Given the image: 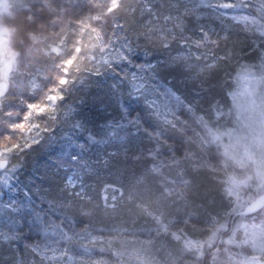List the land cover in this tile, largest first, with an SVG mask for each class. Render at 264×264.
I'll return each instance as SVG.
<instances>
[{"label":"snow or ice","instance_id":"6c2138e0","mask_svg":"<svg viewBox=\"0 0 264 264\" xmlns=\"http://www.w3.org/2000/svg\"><path fill=\"white\" fill-rule=\"evenodd\" d=\"M213 6L227 9L235 5L224 2ZM119 10V0H112L106 12L111 15ZM258 12L264 13V0H258ZM95 19L99 20L100 17ZM233 19L238 21L236 17ZM252 19L254 23H260ZM81 27L95 34L99 40L98 28L90 23ZM258 31L264 37V23H260ZM200 32V38H193L185 32L183 23H177L175 29L167 31L163 28L159 31L149 29L145 38L154 39L162 48H170L171 42L178 38L182 47H188L189 43L196 48L220 45L221 38L213 39L203 29ZM230 39L228 35L222 37L225 44ZM125 47L128 53L133 51L130 46ZM82 51V48L77 49L78 53ZM228 52L232 55L234 49ZM78 59L79 56H76L66 63L73 67ZM185 61L184 57L174 58L171 66ZM104 62L109 63L107 59ZM119 62L132 61L129 55L122 52ZM135 67L137 72L124 77L127 88L117 87L121 98V119L108 123L105 140L91 135L88 139L93 144L110 140L126 143L130 136L143 133L145 144L137 145L131 154L127 148L112 151L103 159V164H112L109 157L122 158L126 164L132 162L133 170L141 168L139 174L134 171L133 188L143 191H136L129 199L153 221L154 227L148 231H155L156 238L130 237L127 228L118 226L110 231L82 228L69 232L61 222L50 225L45 233L48 234L50 230L52 236L59 234L66 244L84 255H75L69 247H65L59 256L53 255L52 260H59L61 264H181L182 261L183 264H206L208 250L220 243L226 246L228 259L221 261L214 255L218 264H264V120L248 122V131L244 135L220 126L225 115L223 102L219 98L222 83H211L215 73L220 70L217 63H208L197 69L192 79L199 90L194 98L165 83L160 77L157 63L137 64ZM187 67L190 69L191 65ZM255 67L264 71V55L253 69H242L237 78L241 86L229 93L233 104L244 113L264 112V102L258 100L256 95L257 89L264 86V76H257ZM67 83L60 80L61 85ZM53 91L56 92L55 99H62L58 88ZM30 107L33 111L38 108L42 112L54 111L40 105ZM14 127L25 129L28 125L18 124ZM79 147L85 150V145L80 144ZM73 160L78 162L79 158L73 157ZM6 164L7 161H0V167ZM151 183L159 186V195L154 201L156 207L163 209L166 205L176 204V215L166 218L164 212L157 214L150 210L145 193L149 191ZM68 184L74 186L72 177H69ZM112 210L117 212L115 204ZM81 214L91 215V211L81 209ZM189 228L193 230L192 233L188 231ZM106 231H109L106 236L99 234ZM159 237H163L160 241L162 247L157 249ZM160 251L164 252L163 258ZM216 251L219 252V248ZM96 252L102 255L95 256ZM186 256H192L194 260L185 261Z\"/></svg>","mask_w":264,"mask_h":264},{"label":"trees","instance_id":"16d2710c","mask_svg":"<svg viewBox=\"0 0 264 264\" xmlns=\"http://www.w3.org/2000/svg\"><path fill=\"white\" fill-rule=\"evenodd\" d=\"M182 1L176 0H119L120 10L108 15L106 10L112 3V0H14L11 8V15L8 18V27L11 28L13 36V46L17 52V68L20 71L16 76L17 84L24 82L27 72L35 69H41L44 74L45 92L56 89L50 81L55 79L59 70L63 68V75L60 80H66L65 85H72L73 81L68 77L71 74V68L67 65V61L73 57L79 56L80 52L77 49V38H83L90 32L84 30L82 24L101 25L109 35L115 33L116 36L124 34L131 39L140 38V45H133L132 51L133 65L143 63H157L160 67V77L165 83L185 92L190 98L193 97L194 89L199 90L197 84L191 83L193 76L199 68L201 62H189V69L185 62L173 64L174 58L184 57L188 62V57L179 42L174 43L170 49H153L145 46L144 38L149 29L159 31L161 22L170 17L175 19L178 15L174 12L178 11L183 14L187 9L177 4ZM189 14V13H188ZM100 19L96 20L95 17ZM186 18L190 16L186 15ZM79 21V36L77 37V27L74 21ZM169 23V21H167ZM177 21L175 19V24ZM167 25V29H173L174 26ZM178 31V30H177ZM92 33V32H91ZM200 38L201 35H194ZM233 47H240L242 38L240 35H232ZM62 43L61 52L56 51V46ZM123 43V42H122ZM228 44V48L231 47ZM147 53V54H146ZM68 57V59H62ZM81 57L79 56V59ZM66 65L68 68H66ZM111 71L94 72L91 75H85L83 79H77L75 84L62 92V96L67 95L69 100L62 108L58 104V125L49 138L41 145L34 146L32 144L28 149H19L14 155V164L18 167V174L23 176V182H27V178L37 175V170L40 165H44L45 161L55 159L63 145L69 143L74 138H82L85 145V150H81L80 154L84 159L85 179L83 182L86 194L82 199L70 196L69 191H64L63 182L57 178H44L40 180L38 195L39 201L47 209L55 208L60 213L64 226L71 232H76L83 228L85 223H88L93 217L105 229L111 230L114 226L127 228L130 237L138 239L156 238V233H150L149 229L145 228L144 222H152L148 216L140 209L136 208L133 203H128L127 200L120 197L117 204V212L108 217L98 215L96 201L101 199V189L103 188L102 196L104 195V185L113 186L121 193L123 189L128 191H143V189L133 188L134 171L139 174L141 168L136 167L133 170L132 162L127 164L122 158H111L112 164L105 166L103 159L108 157L112 151H122L124 148L129 149V152H134L137 145L145 144L146 138L143 133L139 136H130L126 143H121L117 140H110L107 143L101 142L93 144L88 137L95 136L103 141L107 138L108 123L118 122L121 119L120 103L121 98L117 92V87L123 82H126L124 77L132 73L128 70L126 74L123 67L117 63ZM194 68V69H193ZM193 69V70H192ZM220 71V70H219ZM216 72L211 83L221 84L222 72ZM196 85V86H195ZM198 88V89H197ZM221 89V88H220ZM219 89V90H220ZM13 90L9 92V99H13ZM49 92V91H48ZM132 107V105L130 106ZM15 108V107H14ZM8 108H3V113H7ZM1 114V112H0ZM0 115L4 127H8V118ZM3 117V118H1ZM3 125H0L2 128ZM1 134V132H0ZM7 138L6 134L0 136V144ZM80 143V142H79ZM22 152H21V151ZM119 177L120 179H115ZM119 193V194H120ZM159 195V186L156 183L149 185V191L145 193V201L150 204V210L156 211L157 214L164 212L166 218L171 215H176V204L166 205L163 209L156 207L154 201ZM70 197V198H69ZM77 199V200H76ZM66 200V201H65ZM67 202V203H66ZM52 205V206H51ZM81 209H88L91 215H82ZM182 215V213L180 214ZM180 216H177L179 219ZM95 231L96 229H91ZM109 231L99 233L100 235H108ZM193 232L191 228L188 229ZM198 234V233H193ZM25 238V236H22ZM157 249L162 246L160 241L163 237L157 238ZM225 245L217 243V245L208 250L206 264H212L214 255L226 257ZM219 248V252L216 251ZM236 251V249H231ZM32 252L27 246L19 245L11 242H0V264H42L38 261L40 258L36 255L35 260L31 259ZM164 252L160 251V256L163 258ZM37 257L39 259H37ZM110 258V257H109ZM226 257L225 259H227ZM185 261H193L194 257L186 256ZM183 264V261L181 262Z\"/></svg>","mask_w":264,"mask_h":264},{"label":"rangeland","instance_id":"374dc122","mask_svg":"<svg viewBox=\"0 0 264 264\" xmlns=\"http://www.w3.org/2000/svg\"><path fill=\"white\" fill-rule=\"evenodd\" d=\"M182 1L177 3L183 8V4L186 3L187 9L183 14H179L178 11L174 12L178 16L175 18L177 23H183L185 25V32L197 38L194 35H201L200 30L203 29L209 33L213 38H221L224 35L230 36L228 44L232 43V35L237 34L242 38V44L240 47H233L231 44L227 50L234 49L232 54L234 62L242 63L244 61H250L258 63L260 57L264 55V37L259 34L260 23H264V18L257 15L258 12V0H176ZM230 3L235 5L234 7L223 9L215 7L220 3ZM14 4V0H0V115H4V118H8V123L15 122L17 124H28L31 126L32 113H43L45 111L37 110L33 111L29 103L36 96H40V100L35 105H40L44 109H54L51 111L53 115H58V104L61 99H55L56 92L51 89L45 92L44 87V74L41 69H33L27 72V76L21 84H17L16 76L19 75L17 68V52L13 46L12 30L8 27V18L11 15V8ZM207 5V6H205ZM252 5V7H249ZM185 13L190 18H186ZM189 13V14H188ZM233 17L238 18L234 20ZM247 18V19H246ZM255 18L260 23H254ZM175 19H167L161 22V28L165 29L167 25L174 26ZM169 21V23H167ZM168 30V29H167ZM166 30V31H167ZM56 51L61 52L62 43L55 47ZM188 62L186 65H190L189 62H197V55L200 56V66H205L208 63H213L217 55L218 50L214 46H207L205 48H196L189 43L188 47H185ZM120 52L129 55L131 63L119 62V55H113L107 57L109 63L113 66L118 64L123 67V71L128 73V70H134L137 72V68L133 65V54L128 53L123 43L120 47ZM193 64V63H192ZM191 64V65H192ZM66 68L68 66L66 65ZM194 69V68H193ZM192 69V70H193ZM231 65H224L220 67L222 72V84L231 73ZM132 72V73H133ZM195 84L196 82L192 81ZM169 84V83H168ZM2 85L6 86V89L1 88ZM196 86V85H195ZM198 87V85H197ZM13 90L14 97L9 99L8 94ZM198 89V88H197ZM196 90L194 89V95ZM6 93V95H5ZM11 93V92H10ZM60 91V96H62ZM131 104H129V107ZM8 108L7 113H3V108ZM15 107V108H14ZM1 117V118H3ZM3 118V119H4ZM0 136L6 134L8 127H4L0 119ZM11 138V139H9ZM84 142L82 138H74L69 143L61 148L59 153L56 154L55 159L46 160L44 165H40L37 170V175L28 177L27 182H23L24 178L18 174L17 166L0 167V242L18 243L19 245L27 246L32 252L31 259H37L42 264H61V261H53V255L59 256L65 247L70 248V252L75 255H84L77 248L70 247L59 236H52L49 233H45V229L50 225H58L63 222V218L55 208L47 209L37 198L38 188L41 179L44 178H57L60 182H63L64 191H69L70 196L81 198L86 194L83 182L85 179L84 173V159L80 154L81 149L79 147L81 142ZM80 142V143H79ZM36 141L32 138L31 133H26L23 137H16L14 140L12 136L7 135V138L0 144V161H7V158L14 155L23 148L28 149ZM19 145V148L15 146ZM20 150V151H21ZM22 152V151H21ZM20 153V152H19ZM17 153V154H19ZM73 157H78L79 161H74ZM7 165V164H6ZM69 177L74 180V186L68 184ZM117 191V188L113 186H107L104 188L103 202L112 206L119 203L121 193ZM107 197V201L105 200ZM70 198V197H69ZM77 200V199H76ZM66 201V200H65ZM67 203V202H66ZM52 206V205H51ZM63 220H62V219ZM149 218V217H148ZM150 219V218H149ZM65 221V220H64ZM145 228L152 229L154 227L153 221L148 223L147 220L143 223ZM63 228L69 232L64 224ZM150 233H156L150 231ZM22 236H25L23 238ZM235 250V249H234ZM102 255L99 252L95 253V256ZM227 257V255H226ZM225 256L219 257L221 261H227ZM91 259V257H89ZM212 264H218L217 260H213ZM66 264V262H65Z\"/></svg>","mask_w":264,"mask_h":264},{"label":"clouds","instance_id":"9594fccd","mask_svg":"<svg viewBox=\"0 0 264 264\" xmlns=\"http://www.w3.org/2000/svg\"><path fill=\"white\" fill-rule=\"evenodd\" d=\"M252 7V5H249ZM257 15L261 18H264V13L257 12ZM74 25L77 27V37L79 36L78 28H79V21H74ZM94 27L98 28L100 31V38L99 40L96 39L95 34L89 32L84 38L83 43L81 40L77 38L76 44L78 47L82 48L83 51L80 52L79 56L80 59L77 60L76 64L71 68V74L68 77L73 81L72 85H65L60 84V78L63 75V68L59 70V73L56 75L55 79L51 80L50 83L55 87L58 88L61 92H67L69 88H71L77 79H83L85 75H91L94 72H99L102 70L111 71L112 68L106 64L104 61L109 56L119 55L120 47L123 42V46L125 45L130 46L133 50V45L136 46L140 45V38L136 37L134 39L129 38L128 36L121 34L120 36H116L115 33L109 35L106 30L99 24H95ZM179 38L175 41H172L171 44L177 43ZM145 46L153 48V49H170V48H162L160 47L155 41L149 40L144 38ZM216 50H218L219 55L216 56L213 63H217L220 67L224 65H231L232 71L228 75L227 79L223 82L221 89L219 90V98L223 102L224 105V117L220 121V126L226 129H230L233 131H239L241 135L247 134L248 128L247 123L251 121H258L264 120V112H248L244 113L243 111L239 110L232 102L230 92L237 91L238 88L241 86V82L238 81V76L240 75L242 69L244 67H248L249 69H253L255 65L254 62L244 61L242 63L234 62L233 56L228 52V44H225L223 40H221L220 45L214 46ZM197 57L200 58L199 55ZM62 59H68V57H63ZM254 71L257 76H264V71H262L259 67H255ZM121 89L127 88V82H123L118 85ZM256 95L258 100L264 102V86H261L256 91ZM40 100V96L34 97L29 103L35 105ZM68 96L65 95L62 97L60 107L62 108L66 103H68ZM140 107L142 108L143 105L141 104ZM59 121V117L57 115H53L51 111H45L43 113H32L31 118V126L28 125L25 129H20L14 127L18 125L15 122H11L9 124L8 130L6 135L12 136L13 140L16 137H23L26 133H31L32 138L36 141L34 146H39L43 144L49 136L54 132L57 128ZM8 162L6 167L8 166H15L14 164V157L9 156L7 158ZM115 179H120L119 177H115ZM104 187H107L105 184ZM103 188L101 189V199L96 201V208L98 209V215L101 217H108L110 215L116 214L112 210V206L105 208V203L103 202L102 196ZM123 195L122 198L127 200L128 203H133L132 200L129 199L130 195H135V192L128 191L125 192L122 189ZM83 228L91 229H99L104 228V225L99 223L94 217L88 223L83 225Z\"/></svg>","mask_w":264,"mask_h":264},{"label":"water","instance_id":"95a60500","mask_svg":"<svg viewBox=\"0 0 264 264\" xmlns=\"http://www.w3.org/2000/svg\"><path fill=\"white\" fill-rule=\"evenodd\" d=\"M1 88H2L3 90H5V89H6V86H5V85H2Z\"/></svg>","mask_w":264,"mask_h":264}]
</instances>
